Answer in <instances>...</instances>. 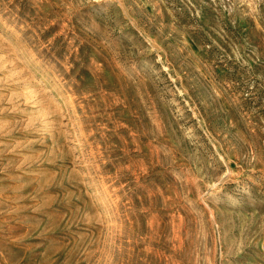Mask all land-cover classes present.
I'll return each instance as SVG.
<instances>
[{
  "label": "rangeland",
  "instance_id": "rangeland-1",
  "mask_svg": "<svg viewBox=\"0 0 264 264\" xmlns=\"http://www.w3.org/2000/svg\"><path fill=\"white\" fill-rule=\"evenodd\" d=\"M0 264H264V0H0Z\"/></svg>",
  "mask_w": 264,
  "mask_h": 264
}]
</instances>
